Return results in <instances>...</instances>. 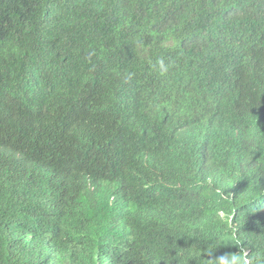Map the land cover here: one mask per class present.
Returning <instances> with one entry per match:
<instances>
[{
    "label": "trees",
    "instance_id": "1",
    "mask_svg": "<svg viewBox=\"0 0 264 264\" xmlns=\"http://www.w3.org/2000/svg\"><path fill=\"white\" fill-rule=\"evenodd\" d=\"M264 264V0H0V264Z\"/></svg>",
    "mask_w": 264,
    "mask_h": 264
},
{
    "label": "clouds",
    "instance_id": "2",
    "mask_svg": "<svg viewBox=\"0 0 264 264\" xmlns=\"http://www.w3.org/2000/svg\"><path fill=\"white\" fill-rule=\"evenodd\" d=\"M240 260L242 261V264H248V261L244 259L243 257H241Z\"/></svg>",
    "mask_w": 264,
    "mask_h": 264
}]
</instances>
